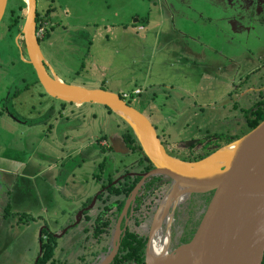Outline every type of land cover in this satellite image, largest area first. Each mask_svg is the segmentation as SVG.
<instances>
[{
    "label": "rangeland",
    "instance_id": "rangeland-1",
    "mask_svg": "<svg viewBox=\"0 0 264 264\" xmlns=\"http://www.w3.org/2000/svg\"><path fill=\"white\" fill-rule=\"evenodd\" d=\"M160 2L38 0V13L50 12L54 25L50 38L41 44L42 53L49 72L64 83L119 94L154 124L161 138L167 137L170 155L197 161L201 151L177 144L207 135L244 134L243 113L234 106L250 102L242 93L246 86L233 91L234 81L264 62V30L253 32L246 45L242 44L246 35L234 42L240 68L228 67L227 57L217 55L212 57L216 61L209 57V66L193 65L186 58L194 57L185 53L190 50L188 42L174 32L181 28L180 15L165 11ZM16 8L12 0L0 24V264H34L42 227L48 224L58 234L74 224L88 197L94 198L110 177L138 168L139 153L124 143L129 125L105 106L63 103L46 94L32 66L21 58V32L16 27L9 30L10 10ZM217 25L225 26L217 23L213 28ZM139 26L144 29L140 31ZM137 90L141 93L136 94ZM95 175L102 181L97 182ZM169 188L155 197L156 204L161 206ZM141 201L139 197L133 208L140 223L153 215L146 207L139 210ZM189 201L175 208L169 251L172 243L184 240ZM98 203L102 207L103 202ZM99 210L96 207L90 216L96 217ZM84 223L59 239L64 250L58 251V260L81 242ZM130 228L148 233V227L142 229L134 221ZM87 252L81 249L74 256L89 259Z\"/></svg>",
    "mask_w": 264,
    "mask_h": 264
},
{
    "label": "water",
    "instance_id": "water-1",
    "mask_svg": "<svg viewBox=\"0 0 264 264\" xmlns=\"http://www.w3.org/2000/svg\"><path fill=\"white\" fill-rule=\"evenodd\" d=\"M25 2L27 8L20 34L24 48L19 46L21 58L32 66L46 94L64 103L107 107L129 125L138 139L140 151L153 165L152 170L140 174L142 179L128 199L120 219L127 213L146 179L156 175L165 176L172 182L162 201V204L166 200L169 203L166 210L172 205L173 211L175 210L178 202L173 201V196L178 194L189 200L194 196H203L209 203L188 243L171 251L168 248L165 255L154 259L152 235L146 250L145 264H263L264 121L241 138L203 159L185 161L173 157L161 142L152 122L119 94L101 88L70 85L56 74L48 72L46 65L49 64L43 57L37 35V2ZM7 5L8 0H0V24ZM227 147H232L228 158L217 168L215 175L208 176L205 169L215 164L211 158ZM105 190L98 192L91 204L80 210L76 223L82 219L85 211L94 208L98 197ZM156 223L155 221L153 229H156ZM168 231L170 234V229ZM118 249L119 243L115 244L114 251L102 264H110Z\"/></svg>",
    "mask_w": 264,
    "mask_h": 264
},
{
    "label": "flooded vegetation",
    "instance_id": "flooded-vegetation-1",
    "mask_svg": "<svg viewBox=\"0 0 264 264\" xmlns=\"http://www.w3.org/2000/svg\"><path fill=\"white\" fill-rule=\"evenodd\" d=\"M15 1L17 2L16 9H18L19 0H15ZM11 2L12 0H8L6 13ZM36 2H38V0H36ZM167 2L169 4L168 7L170 9L172 8L173 12H177L180 15L179 23L181 24V28L178 29L180 33L178 34V36L180 35L181 37L179 38L184 39L188 42L187 47L190 50L187 49V52L185 53H191L192 55H194V57H191L193 58L191 59V63L193 65L196 62H200L203 63L204 66H209L210 65L209 57H211L212 59L213 56L217 55L222 57L223 59L225 56L227 57L228 67L234 64L240 68L242 67L241 64L239 63L240 60L238 59L240 58V56L235 55L237 51L236 50L237 47L236 45H234V42L236 41V39H238V37L246 35V38L242 43L243 45H246L248 43L249 36L253 32L256 33L258 31V28H260L261 31L264 30V0H177L175 1L174 4L168 0ZM36 14H37L36 17L37 35L41 47V44L45 42L48 38H50L51 29L54 27V25L51 23V21H47V22L44 21V19L48 18L47 13L44 15H40L37 9ZM49 22L51 23V25L47 26L50 24ZM217 23H223V25L227 27L225 26L220 27L217 25L216 28H213V25H216ZM178 47L180 48V46ZM174 51L176 52V49ZM228 53H229V57H228ZM175 54L176 56L180 55L179 51L176 52ZM196 54H201L202 56H204V58L202 59L201 57V60H197L199 59V56H196ZM231 56L235 59H231ZM238 75L239 72L236 74V76ZM238 78L239 79L236 78L234 81L233 91L238 93V90L241 87L246 86L245 87L246 89L242 93H244L243 96L244 97L246 96L250 103L247 104L246 106L244 105V107H242V104L238 105V107L237 105H235L234 108L236 107V110H240L243 113L245 119V125H246V121H247L246 115L255 113L258 108L263 106L262 101H264V62H262L261 65L257 66L256 69L252 68L251 70H249L246 76L243 75ZM250 96L253 97L255 96V98L251 100V98L253 97ZM232 97L233 95L231 94V98ZM7 113L10 116H14L10 110H8ZM20 122H24V121L20 120ZM234 137L235 135L229 136L228 138L218 137L216 135H211V136L207 135V136H203V138L191 139L183 142V144H177V145L178 147H180V145L181 147H183L182 145L184 146L188 145L190 149L193 150L196 149L197 152L201 151L199 153V157L201 156L206 157L208 153L211 152L213 153L217 149H219V147L225 146L228 140H231ZM160 139L163 145L166 147L168 153L171 154L170 150L168 149V146L171 145V143L169 142L167 137L165 136L162 138L160 137ZM124 143L126 145V148H128L126 142ZM106 145L108 144L106 143ZM138 152L140 154L139 159L135 163V165H138L137 169H135L132 172H128L125 175H120L118 177L113 178L110 183L109 180H107L106 183L107 185L105 186L101 185L102 190L106 189L103 193L107 192L112 186H118L122 191L120 195H115L114 192H112L111 194L108 193L107 195L109 196L108 202L103 203L101 207L98 202H100L99 197L103 194L102 193L98 197L97 202L93 209L89 211H85L82 219L78 223H76L77 220L76 219L74 224L67 226L66 229L61 233L56 234L55 231L52 230L50 226H48V224H45L42 227V229L39 232V242H38L39 250H38L37 258L34 259L35 260L34 264H39L40 259L43 255L44 244L50 243V238L55 239V243H54L55 251L53 258L47 264H102L114 251L115 244L119 243V249L117 250V254L114 257L113 261L110 263V264H114L117 256L119 255L121 241L123 237L126 235L127 231L129 230L134 232L130 228V223L131 222L133 223V221H134V225H137L142 229H144V227H148L147 229L148 233L146 234L145 233L139 234L135 232L138 236L146 238L147 240L146 250L152 235L155 240V238H157L160 234L167 232V234L170 235L171 241L173 240L172 231H173L174 223L172 224V222L175 220L174 217L175 210L173 211V205L169 208V210H167L166 215L160 221L161 223L159 224V228L153 229L155 221L157 222V215L161 207L159 203L156 204L157 199L155 197H157L159 193L162 192L161 190L162 188H164L163 189L164 191L167 188H169L172 184V182L168 181V179L165 176L163 178L164 184L161 183L162 184V188L160 189L161 191L158 190L155 196H153L152 198V202L154 206L153 215L146 216L143 219V222L141 223L137 220V218L135 220V216L133 215V208L136 205L138 198L142 195V189L145 184L144 183L141 189L139 190L135 200L132 202L129 209L127 210V213L120 219L128 199L131 198L134 189L142 179V176L140 174H144L148 172V171H144L145 166L140 163L141 159L146 156L140 151V149ZM137 177L140 178V181L131 191L130 196L125 199V204L119 215H117L118 207L120 206L119 201L123 200L124 197L123 198L121 197L126 195L125 193L128 190V186L129 184H131V182L129 183L128 178H131V181L133 182ZM148 179H146V181ZM114 182L117 183L113 184ZM111 197H115L116 200L114 202L111 201L112 199ZM182 200H184V198ZM184 201H185L184 203H179V204L185 205L186 203L190 202L189 199L187 198H185ZM91 202L86 206L84 204L82 209L87 208L91 204ZM208 204L209 203L205 197L194 196L191 199V203H190V205H192L191 208L187 209L189 216L184 220L185 226L194 227L197 221L199 219H202V216L205 213ZM96 207L100 208V210L97 216L93 218L90 215L91 212H93V210L96 209ZM86 215H88L89 218H87ZM82 222L85 223L81 227V231L79 233L81 242L70 246V249L64 252V259L58 260L56 258L57 253L59 250L61 251L62 249L59 246V239H61L65 234H67L70 228H73L74 226L75 227L79 226V224ZM169 229H170V234L168 231ZM168 235H166L165 237H167ZM182 244L184 243L183 242L180 244L172 243L171 245L172 247L170 250H173ZM94 247H97V249H95ZM81 249L88 251L87 253H89L90 255L89 259H85L84 256H81L80 258L79 257L75 258L74 256L75 252ZM91 257L94 259L90 260Z\"/></svg>",
    "mask_w": 264,
    "mask_h": 264
},
{
    "label": "trees",
    "instance_id": "trees-1",
    "mask_svg": "<svg viewBox=\"0 0 264 264\" xmlns=\"http://www.w3.org/2000/svg\"><path fill=\"white\" fill-rule=\"evenodd\" d=\"M26 6H27V4L24 0H19L18 9H11L10 10L11 19L13 20V23L11 25H9L10 31L16 27L17 30L19 32H21L22 25H23V22L25 20ZM49 14H50V12H47V16ZM44 21L47 22V21H50V19L46 18V19H44ZM21 42H23V40ZM37 82L39 83L38 80H37ZM262 103H263V106L258 108L255 113L250 114V115H246V117H247V119H246L247 121H246V125H245L246 130H245L244 134H242V136L247 134L251 130L255 129L261 122L264 121V101H262ZM108 111L110 113H113L110 109H108ZM242 136H236L233 139L228 140L227 144H230V143L236 141L237 139L241 138ZM123 139H124V142H126L127 147L129 148L130 151H132V152H138L139 151L140 145H139L138 139L130 127L124 133ZM221 147H219V148H221ZM211 153H208V155ZM208 155H206V156H208ZM203 158H205V157H202V156L199 157V159H203ZM140 163L145 166L144 171H150L153 169V165L147 157H143L141 159ZM163 178H164V176H162V175H156V176L150 177L145 182L143 189H142V195L140 196L142 201L139 205L140 206L139 210L142 207L143 208L146 207V209H150V212H153L154 206H153L152 198H153V196H155L156 192L162 188V184H164ZM112 179H113V177H110L108 179L109 183L112 181ZM95 180H97V182L102 181V179L100 178L99 175L98 176L95 175ZM128 181H129V183L131 182V184L128 183L129 186H128V190L125 193L126 195L124 196L123 200L119 201L120 206L118 207L117 215H119V213L121 212V210L125 204V199L130 196L131 191L135 188L136 184L140 181V178L139 177L135 178V180L133 182L131 181V178H128ZM105 185H107V184H103V186H105ZM120 187H123V186H120ZM163 189L164 188H162L161 190H163ZM112 192H114L115 195H120L122 193L121 189L118 186H112L107 192L103 193L99 197V200L102 201L103 203L108 202L109 196H107V195H108V193L111 194ZM91 200H92V198H90L85 203V206L87 204H89L91 202ZM151 204H152L153 208H152V206H150ZM8 208L10 209V206ZM8 213H9V211H8ZM204 214H203V216H204ZM203 216H202V218H203ZM86 217L89 218L88 215H86ZM137 220H138V218H137ZM201 220L202 219H199L194 227H190V226L186 227L185 226L186 233H185V238L183 240V243H188L189 241H191V239L193 238ZM54 243H55V239L50 238V243L44 244L43 255L40 259L39 264H47L53 258L54 251H55V244ZM146 244H147L146 238L140 237L135 232H132L130 230L127 231L126 235L123 237V239L121 241L120 252H119V255L117 256L114 264H145V261H146ZM263 264H264V261H263Z\"/></svg>",
    "mask_w": 264,
    "mask_h": 264
},
{
    "label": "bare ground",
    "instance_id": "bare-ground-1",
    "mask_svg": "<svg viewBox=\"0 0 264 264\" xmlns=\"http://www.w3.org/2000/svg\"><path fill=\"white\" fill-rule=\"evenodd\" d=\"M27 1V0H25ZM232 150V147H227L224 148L222 150H220L219 152H217L212 158L211 160L215 163L213 165L208 166L205 170L208 176L210 175H215L217 173V168L221 165V163L225 162L226 159L228 158L230 152ZM174 197V202H179L181 201L184 197L183 195H175ZM168 201L166 200L162 206L159 209L158 215H157V223H156V228H159V224L160 221L162 220V218L166 215L167 213V205H168ZM169 206V205H168ZM171 219V218H170ZM168 235V234H167ZM169 242H170V235H168L167 237H165L164 239H160V238H155L154 242L152 243L151 249H152V256L154 259L160 258L163 255H165L167 253V250L169 248Z\"/></svg>",
    "mask_w": 264,
    "mask_h": 264
},
{
    "label": "crops",
    "instance_id": "crops-1",
    "mask_svg": "<svg viewBox=\"0 0 264 264\" xmlns=\"http://www.w3.org/2000/svg\"><path fill=\"white\" fill-rule=\"evenodd\" d=\"M168 1H170L171 3L174 4L175 1H177V0H168ZM160 3H161V5L165 8V11H167V12H173V11H172V8L170 9V8L168 7L169 4H168L167 0H161ZM175 13H176V12H175ZM173 14H174V12H173ZM48 18H49V15H48ZM174 18H175V15H173V19H174ZM200 19H201V18H200ZM201 20H202V19H201ZM134 22H135V23H136V22H139V19L136 18ZM199 24H200V23H199ZM154 26H155V25H154ZM64 27H65V26H64ZM140 27H141V26H139L138 29L141 31ZM142 27H143V26H142ZM65 28H67V27H65ZM142 30H143V29H142ZM174 32H176L177 34H180L178 28H176V29L174 30ZM176 48H177V47H176ZM176 52H178L177 49H176ZM180 56H181V55L178 56L179 59H180ZM182 56H183V55H182ZM186 58L189 59V60L191 61V59H190L191 57H190V58L186 57ZM197 60H201V58H200V59H197ZM196 63H197V62H196ZM190 74L192 75L191 72H190ZM104 145H106V142H105ZM58 160H59V159H58ZM52 166H53V165H52ZM88 198H91V197H88ZM88 198H87V199H88ZM82 207H83V206H82ZM82 207H81V208H82Z\"/></svg>",
    "mask_w": 264,
    "mask_h": 264
},
{
    "label": "built area",
    "instance_id": "built-area-1",
    "mask_svg": "<svg viewBox=\"0 0 264 264\" xmlns=\"http://www.w3.org/2000/svg\"><path fill=\"white\" fill-rule=\"evenodd\" d=\"M140 29L142 30V29H144V27H140ZM39 34V33H38ZM136 94H140L141 93V91L140 90H137L136 92H135ZM125 97H129V95L128 94H126L125 95Z\"/></svg>",
    "mask_w": 264,
    "mask_h": 264
}]
</instances>
